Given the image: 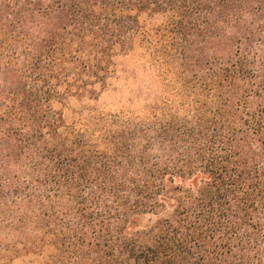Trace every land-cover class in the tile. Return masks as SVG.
Returning a JSON list of instances; mask_svg holds the SVG:
<instances>
[{"label": "trees", "instance_id": "trees-1", "mask_svg": "<svg viewBox=\"0 0 264 264\" xmlns=\"http://www.w3.org/2000/svg\"><path fill=\"white\" fill-rule=\"evenodd\" d=\"M0 264H264V0H0Z\"/></svg>", "mask_w": 264, "mask_h": 264}, {"label": "rangeland", "instance_id": "rangeland-1", "mask_svg": "<svg viewBox=\"0 0 264 264\" xmlns=\"http://www.w3.org/2000/svg\"><path fill=\"white\" fill-rule=\"evenodd\" d=\"M141 63L135 57H126L120 61L121 76L115 87L104 93L95 105L105 110H114L122 103L132 98V93L143 83H148L147 78L140 69Z\"/></svg>", "mask_w": 264, "mask_h": 264}]
</instances>
